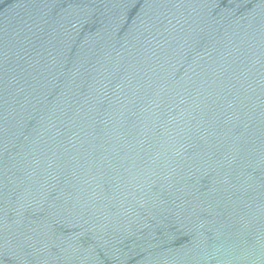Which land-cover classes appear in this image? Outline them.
Returning a JSON list of instances; mask_svg holds the SVG:
<instances>
[{"label":"water","instance_id":"95a60500","mask_svg":"<svg viewBox=\"0 0 264 264\" xmlns=\"http://www.w3.org/2000/svg\"><path fill=\"white\" fill-rule=\"evenodd\" d=\"M0 264H264V0H0Z\"/></svg>","mask_w":264,"mask_h":264}]
</instances>
